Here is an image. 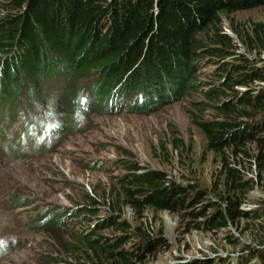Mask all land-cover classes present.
Returning a JSON list of instances; mask_svg holds the SVG:
<instances>
[{"label":"trees","instance_id":"16d2710c","mask_svg":"<svg viewBox=\"0 0 264 264\" xmlns=\"http://www.w3.org/2000/svg\"><path fill=\"white\" fill-rule=\"evenodd\" d=\"M261 6L264 0H0L1 151L23 152L33 141L54 134L61 139L68 126L77 133L78 122L88 123L86 115L100 110L149 114L198 91L202 99L193 103L192 120L205 135L207 151L222 157L223 188L231 184L233 193L218 199L234 207L208 214L215 204H207L197 186L172 182L161 170L142 171L135 162L127 164L129 174L118 178V188L108 192V199L115 212L123 204L154 212L185 208L197 226L226 227V217L234 221L237 195L244 198L236 190L249 185L241 183L232 163L255 157L247 150L251 143L264 151V124L252 134L246 124L264 115V95L253 90L264 85V66L243 60L240 53L241 48L255 56L264 53V24L232 20L225 25V19ZM205 66L215 67L208 84L198 71ZM209 110L213 116L207 118ZM21 118L23 124L10 138ZM173 147L181 149L183 141ZM33 151L53 149L50 143H40ZM258 171L260 175L264 167L259 165ZM91 202L86 215L97 218L89 226L94 237H77L84 258L95 264H147L158 242L151 230L142 225L135 235L125 220L101 217ZM15 203L26 206L33 200L18 198ZM69 212L83 215L80 209ZM57 217L49 213L32 226L57 227L67 221ZM247 217L264 224V210L259 215L247 212ZM262 228L255 246L242 249V255L252 251L260 264ZM103 231H112L113 237L101 236ZM14 246L0 241V258ZM188 264L222 263L194 259Z\"/></svg>","mask_w":264,"mask_h":264},{"label":"rangeland","instance_id":"374dc122","mask_svg":"<svg viewBox=\"0 0 264 264\" xmlns=\"http://www.w3.org/2000/svg\"><path fill=\"white\" fill-rule=\"evenodd\" d=\"M232 20L240 24H264V6L232 13L226 17L225 25ZM240 53L243 60L264 66V53L255 56L245 48ZM208 68H198L207 84L214 67ZM195 92L149 114L130 113L126 109L87 114V126L77 133L66 127L53 151L34 153L29 148L20 155L5 154L0 149V241L6 245L15 243L0 258V264H95L77 249L80 247L77 237L88 236L90 224L97 221L96 217L86 215L91 199L95 202L93 209L101 217H121L135 235L144 225L158 238L156 249L146 257L147 264H188L194 259L238 264L237 258L244 253L242 249L246 245L255 246V237L262 234L264 227L258 219L247 217V212L259 215L264 210V171L260 175L258 171L259 165L264 167V151L259 144L251 143L247 149L255 157L234 159L232 163L241 183L247 181L249 185L236 190L243 192L244 198L237 195L240 201L235 203L234 221L226 217V227L212 230L197 226L185 208L154 212L150 208L140 211L123 204L115 212L108 199V192L118 188V178L129 174L127 164L135 162L142 171L161 170L172 182L197 186L206 195V203L215 204L208 214L219 208L224 214L234 207L231 202L218 199L233 193L232 186L223 188L226 176L221 173L222 157L207 151L205 135L192 120L193 103L202 99L200 92ZM211 116L213 113L207 111L205 117ZM22 124L21 118L12 134ZM179 140L184 147L174 151L173 146ZM35 145L33 141L32 146ZM261 153L263 157L258 158ZM18 198L24 203L29 200L33 203L17 206ZM76 209L86 210L82 216L71 215L69 211ZM49 213H56L57 218L67 221L57 227L32 226ZM198 220L204 222L205 218ZM90 235L94 237L93 233ZM101 236L111 239L113 234L103 231ZM243 256L247 258L245 264H260L252 251Z\"/></svg>","mask_w":264,"mask_h":264},{"label":"clouds","instance_id":"9594fccd","mask_svg":"<svg viewBox=\"0 0 264 264\" xmlns=\"http://www.w3.org/2000/svg\"><path fill=\"white\" fill-rule=\"evenodd\" d=\"M215 67L213 68L212 72L214 71ZM262 84V83H261ZM246 90V89H245ZM243 90V91H245ZM255 92V94H260V95H264V85H260L258 86V88H254L253 89ZM246 124L249 125V132L252 134L254 132H257L258 131V127L260 128L261 126H263L264 124V115L263 114H259L257 116H255L254 118H249L247 121H246ZM243 255H240V257L237 258V261L236 263L238 264H245L247 258L243 259L242 258ZM221 262V261H220ZM227 262V261H225ZM229 263H232V262H229Z\"/></svg>","mask_w":264,"mask_h":264}]
</instances>
